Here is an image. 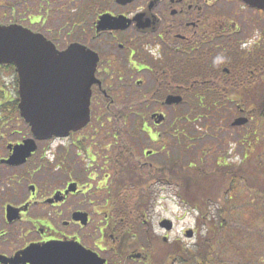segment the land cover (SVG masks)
Returning <instances> with one entry per match:
<instances>
[{
  "label": "flooded vegetation",
  "instance_id": "1",
  "mask_svg": "<svg viewBox=\"0 0 264 264\" xmlns=\"http://www.w3.org/2000/svg\"><path fill=\"white\" fill-rule=\"evenodd\" d=\"M253 1L0 0V22L44 34L58 49L76 42L96 52L92 115L98 118L106 107L131 118L92 120L69 138L35 140V149L24 157L23 146L33 137L20 115L18 73L13 64L0 63V264H31L23 253L47 243L59 245L61 252L70 249L59 256L62 264H147L125 252L112 218L119 203L113 186L122 166L132 167L128 174L135 183L140 175L134 169L156 166L154 157L163 155V146L170 148L162 141L170 135L171 121L145 119L152 112L146 110V92L155 94L156 113L178 107L163 102L169 95L182 101L203 97L212 103L203 105L204 111H258L256 104L219 105L220 98L249 96L246 89L264 86V10ZM104 17L119 27H104L109 23ZM114 131L122 135L120 141ZM144 136L152 147H146ZM123 144L131 151L126 161L120 155ZM89 146L100 151L84 153ZM143 167L142 173L161 171ZM136 198L139 194L134 205ZM143 253L148 261L152 254L156 264V247Z\"/></svg>",
  "mask_w": 264,
  "mask_h": 264
},
{
  "label": "trees",
  "instance_id": "2",
  "mask_svg": "<svg viewBox=\"0 0 264 264\" xmlns=\"http://www.w3.org/2000/svg\"><path fill=\"white\" fill-rule=\"evenodd\" d=\"M250 87V86H248ZM257 90L255 89H246L247 91H252L242 97H233L232 99H237L246 104H256L259 107V110L251 113L254 117V128L253 132L256 133L258 126L264 124V86L261 85V82L258 83ZM246 91V92H247ZM245 92V93H246ZM153 94V92L151 93ZM155 96V94H154ZM123 110H117V118L122 119L124 115ZM235 113L233 112H178L175 111V114L172 115V118L180 122H199L197 125H192L193 127V138L192 142L183 138L185 134H181L177 138V143L183 145L187 151H194L197 161L194 163H189L186 157H181L175 160L174 168L169 164V168L173 170L170 178L172 179L173 184L177 188V194L179 200L184 202L190 209L200 211L202 214L203 220L209 227L207 229V235H204L197 244L198 256L195 259H190L188 264H242L243 260H236L231 262H226V260L221 259L225 255H222L223 247L222 246V236H234L231 233L237 235L240 238L242 225L235 223V217L228 218L227 215L233 212H240L242 205L244 203H238L237 197L241 193L242 189L245 192H250L252 195L256 194L255 203H257L258 210L264 214V165L257 158L262 156L264 153L263 148H257L255 155L249 153L246 155L245 160L240 165H228L225 162L224 158H219L218 152H213L211 158H208L205 153V143L200 141L199 134H197L196 127L202 126L201 129H223L230 127L229 123L233 119ZM209 123L210 125H206ZM184 132L187 130V126L183 127ZM248 129H244L241 133L242 142L247 141L249 143V135L253 132ZM181 132V131H180ZM250 133V134H249ZM185 140V141H184ZM126 146V145H124ZM196 149V150H195ZM131 151L129 148L121 149L120 155L123 154V159L126 161L127 156L129 157ZM127 155V156H126ZM131 157H129L130 159ZM191 166V167H190ZM123 170L121 171V177H119V182L114 185L113 197L115 202L117 197L120 194V191L124 190L125 187H128L132 184L138 185L139 191H141V200L139 201L136 209H147L149 205L148 195L143 194V189L145 184L148 185V180L134 182L132 175L128 174L129 170H132L130 166H122ZM210 167L209 170L206 168ZM192 168V169H190ZM176 170V171H175ZM141 176H139V179ZM241 182H238V179ZM244 179V180H242ZM241 184V185H240ZM235 193V194H234ZM234 194V195H232ZM242 194V193H241ZM249 194V193H248ZM251 194L250 197H253ZM247 197H249L247 195ZM253 199L247 205H244L243 217L246 218V215L251 213L250 205L253 203ZM240 205V207H237ZM209 207H216L212 214L207 218L210 221H207L206 214ZM241 217V212H240ZM212 223V224H211ZM250 229V228H249ZM248 230V229H247ZM262 235H257L254 239L256 246H252L249 250V246L245 245L240 248L238 246L239 256L246 259L247 264H264V230L261 232ZM218 234V238L216 236ZM222 235V236H221ZM212 236H215L212 238ZM216 239V240H215ZM233 240L237 238L233 237ZM240 243V242H239ZM248 250V255L245 252ZM193 257V256H189ZM196 259L199 262H196ZM184 264H186L184 262Z\"/></svg>",
  "mask_w": 264,
  "mask_h": 264
},
{
  "label": "water",
  "instance_id": "3",
  "mask_svg": "<svg viewBox=\"0 0 264 264\" xmlns=\"http://www.w3.org/2000/svg\"><path fill=\"white\" fill-rule=\"evenodd\" d=\"M257 4L264 8V0H258ZM104 18L109 22L104 27H119ZM0 63L15 64L20 84L21 114L37 137L67 136L87 125L91 86L97 81V55L90 49L72 43L66 50L58 51L40 33L20 24H0ZM245 121L241 119L236 123ZM162 225L168 229L172 227L169 220ZM188 234L191 236V231ZM60 249L52 243L34 246L24 253V257L31 264H62L59 256L71 252L70 249L64 252ZM84 255V252L78 253L77 257L80 259ZM31 258L37 261L33 263Z\"/></svg>",
  "mask_w": 264,
  "mask_h": 264
},
{
  "label": "rangeland",
  "instance_id": "4",
  "mask_svg": "<svg viewBox=\"0 0 264 264\" xmlns=\"http://www.w3.org/2000/svg\"><path fill=\"white\" fill-rule=\"evenodd\" d=\"M240 115L247 116L245 113L238 114L237 116L239 117ZM233 118L235 119L236 115L233 116ZM246 127L251 130L254 128V124H251L250 121V123ZM242 131L239 130L231 132L229 130V132H223L225 134H221L220 136H223L225 140H223V143L219 145V147L221 148L219 154H222L224 152V149H227L229 146H232L231 142H233L234 144L235 142L241 141L240 145L238 144L237 151L240 156H237L235 160L240 159V157L243 158L245 154L249 155L250 152L255 155L257 148L264 147V124H260V126H258V130L256 131V133L253 132L254 130L252 131V134L249 133V143H247V141L242 142L243 138H241L240 133ZM79 137L83 138L84 134L77 135L76 139ZM143 140L146 143L147 147H152V145H149L148 143L149 139L147 138V136H144ZM261 154L263 155L258 156L257 158L264 165V153L262 152ZM154 159L156 161H159V164L156 166L157 168H164L163 164L165 163V160L162 158V156L160 158L156 156L154 157ZM91 168L93 171H96L94 170V167ZM206 169L209 170L210 167ZM237 179L238 182H241L239 178ZM131 191L132 190H127L126 192H124V194L127 193L126 196H124L125 199H127V196L129 193H131ZM158 191L159 192L157 193V196L159 199L157 201V205L154 208L145 211V214H147V216L150 218V222L145 223L144 221L139 229V224L135 223V220L133 219V217L135 218L136 214L133 213L131 216L133 209V200L129 201V199H127L126 202H123L121 206L124 211L123 214L120 215L118 213L117 216L113 217L115 219V223L117 224V226L114 225L117 228L116 232L117 234L120 232L125 233L128 230V232L133 235H130L128 237V241H126L128 245H126V247L124 248L127 253L133 249V254L130 255L133 259L136 258L139 260L147 261L150 264H155V259L153 258L152 254L151 260L148 261V259L145 258V254L143 252L146 253V251L148 252L150 250V245H153L152 240L156 238L157 240L154 243L156 245L155 256L158 257L156 258V264H176L181 263L182 260H185L188 263L189 256H193L191 257V259H194V257L197 258L198 248L196 243L204 235H207V229L209 227L205 224V220H203L202 218L203 213L199 211H194L193 209L189 208L186 209L185 206L182 205V203L176 197V191L174 188H167L165 186H162L159 187ZM241 193L237 197L238 203H244L242 205V209H240L241 217L240 212L238 211H231L230 214L227 215L228 218L235 217V221L237 223H235V225L233 226H237L238 224L242 225L241 236L239 238L234 233H231L234 236L230 237L221 235L222 238H219V240H222V246L225 245L222 251V255L225 256L221 259L226 260V262L243 260L242 264H247L246 259L243 258V256H239L238 246L240 244L241 248L245 245H248V250L252 246H256L254 239L257 237V235H262L259 231L262 232L264 230V214L263 212L258 210L257 203H255V201H257L255 200V193L254 195H252L250 192L243 191V189ZM248 193L251 194L253 197H250ZM247 195L249 197H247ZM252 199L254 201L250 205L251 213L247 214L246 218H244V205H247V203L249 204ZM237 207H240V205H238ZM215 209L218 208H208L211 213ZM164 217L171 218L175 223L173 231H165L164 229L162 230L159 227L158 222ZM132 219L133 222H131ZM135 225L137 226L138 232L136 231ZM191 228L194 229L195 236L193 235L192 238H189L185 235V231ZM214 237L215 236H212V238ZM233 237L237 238V240H233ZM217 238L218 234L216 236V239ZM248 250L245 252L246 255H248ZM214 264H217V262H214Z\"/></svg>",
  "mask_w": 264,
  "mask_h": 264
}]
</instances>
